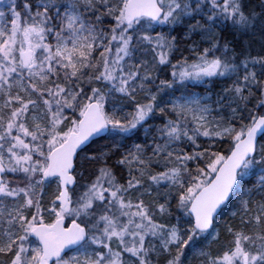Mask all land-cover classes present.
Masks as SVG:
<instances>
[{"label":"snow or ice","instance_id":"6c2138e0","mask_svg":"<svg viewBox=\"0 0 264 264\" xmlns=\"http://www.w3.org/2000/svg\"><path fill=\"white\" fill-rule=\"evenodd\" d=\"M0 264H264V0H0Z\"/></svg>","mask_w":264,"mask_h":264}]
</instances>
